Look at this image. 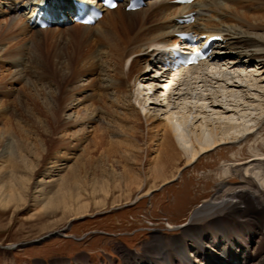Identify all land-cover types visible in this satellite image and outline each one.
I'll use <instances>...</instances> for the list:
<instances>
[{"label": "bare ground", "instance_id": "bare-ground-1", "mask_svg": "<svg viewBox=\"0 0 264 264\" xmlns=\"http://www.w3.org/2000/svg\"><path fill=\"white\" fill-rule=\"evenodd\" d=\"M41 1L0 0V43L9 44L0 52V66L7 61L6 64L15 68L10 79L16 83L23 71L14 61L22 47L16 36L27 35L32 30L27 38L35 42L39 41L36 36L39 32L67 36L69 43L51 62L53 71L59 74V109L66 113L78 108L79 99L71 94V88L67 95L63 94V83L82 73V76L92 75L90 89L100 105L106 107V114L97 106L77 111L75 117L59 125L56 134L59 149L50 153L48 145L41 141L33 144L36 152L29 148V157H24L20 151L13 153L24 170L22 176L8 172L7 164L12 163L13 156L8 158V154L0 150V201L3 204L21 199L26 188L29 189L28 184L38 194L36 196L51 195L53 187L59 186L56 191L59 196L53 194L43 200L46 207L58 205L59 200L63 213L83 203L84 197L89 201L128 200L134 192H144L157 182L174 180L183 162L189 165L223 144L239 143L244 134H260L264 130V126L255 128L257 124L249 123L244 116L228 114L234 115L237 108L245 105L264 110V101L254 103L253 97L246 94L253 90L248 86L257 90L259 85H264V0H195L184 6L174 5L169 0H149L146 7L132 12L125 11L123 6L106 10L94 25L71 24L43 30L30 26V18ZM59 1L64 4L74 0ZM190 11L196 12V21L186 28L178 25L175 17ZM184 29L200 34H222L226 39V57L218 59H228L234 63V68H246L234 72L223 63L201 62L162 77L156 76L154 71H144L150 63L148 50L157 44H170L173 32ZM31 55L38 59L36 52ZM246 78L254 82L241 86ZM26 83H30L29 79L24 85ZM141 83L144 86L139 87ZM2 97L0 94V113L4 112ZM221 97L224 99L219 100ZM153 103L156 113L148 109ZM216 109L221 111H217L219 117L214 121L209 112ZM93 123H98L99 128L93 127ZM52 126L50 124L49 131ZM53 129H57L55 125ZM44 132L47 133V129ZM106 132L109 146L102 147L106 143ZM5 135L6 129H0V141ZM263 144L260 142L254 148L257 149L254 157L246 158L245 145L233 159H227L230 163L224 164L220 172L225 178L236 175L241 179L240 184L228 187V181H221L209 200L189 215L190 220L199 215L213 216L216 211L223 213L210 230L183 232L178 239L153 233L152 240L144 244L145 252L125 251L124 263L245 262L239 256L243 253L248 256L244 239L248 229L257 245L250 264H264V152L259 153ZM42 157H45L43 168L34 176L36 162ZM33 177L39 179L31 181ZM6 186L9 189L4 192L2 188ZM138 197L136 194L135 198Z\"/></svg>", "mask_w": 264, "mask_h": 264}, {"label": "rangeland", "instance_id": "rangeland-1", "mask_svg": "<svg viewBox=\"0 0 264 264\" xmlns=\"http://www.w3.org/2000/svg\"><path fill=\"white\" fill-rule=\"evenodd\" d=\"M30 32L27 35L22 33L16 36L21 40L22 47L15 58H12L23 70L20 80L18 79L16 83L11 81L10 78L16 71L11 64H6L7 61L4 62L3 67L0 66V94L3 95L2 108L4 109V112L0 113V129L1 131L6 129V135L0 141V150L5 151L8 158L13 156L12 163L7 164V169L9 173L17 174L16 176H22L24 170L20 168V162H16L13 153L20 151L24 157H29V148L36 152L33 144H40L39 141L43 145L45 143L46 146L48 145V153H50L52 150L59 149V139L56 135L59 125L75 117L77 111L97 106L96 108L106 114V107L100 105L96 95L90 89L92 75L82 76V73L76 78H69L66 84L63 83V94L67 95L68 89L71 88V94L79 99L78 108L66 113L59 109V74L53 71L51 62L53 57L62 51L60 49L64 50V45L69 43L66 41L67 36L64 38L59 33L39 32L36 35L38 39L33 36L39 40L36 43L32 38H27ZM8 45L5 42L0 43V52L3 53L2 51ZM29 50L39 54L38 59H33ZM151 78L154 79L152 76ZM248 78L242 82L239 81L240 85H251L254 80L249 81ZM28 79L30 83L24 85ZM236 81L238 79L235 83ZM142 85L144 86L141 83L139 87ZM259 86L257 90L254 86H248L253 90L246 91V94L253 97L254 103L264 101V85ZM234 90L238 89L234 87ZM223 99L219 98V100ZM149 105L147 107L150 112L156 113V105L154 103ZM252 108L245 105L243 108H237L234 115L230 112L228 114L238 118L244 116L250 121L247 122L257 124L255 128L264 126V110ZM217 111L221 110L209 112V115H212L211 118H215L214 121L219 117ZM160 115L159 112L158 116ZM221 115L224 116V114ZM52 120L54 123L51 122ZM50 124L53 126L49 131ZM54 125L56 130L53 129ZM93 127L99 128L98 123H93ZM46 129L47 133L44 132ZM251 133L240 137L242 141L239 143L223 144L213 151L200 155L189 165L183 162L177 169L174 180L157 182L144 192H134L135 195L139 194L138 198L133 195L128 200L113 201V198H110L89 201L86 197H82L81 202L84 204H75L63 213L59 208V200L58 205L51 207L48 205L46 207L43 200V197H50L53 194L59 196L56 194L59 186H55V189L53 187L51 192L54 193L51 195L47 193L48 195L36 196L38 194H35L28 184L29 189L26 188V192H23L22 198L18 201H8L5 204L0 201V264H58L57 262H64L63 264L77 262L78 264V260L83 261L82 258L84 262L86 261L84 252L90 255L91 264H104V259L105 264L117 262L122 264L126 256L125 251L140 254L145 252L144 244L152 240L153 233H159L165 238L178 239L183 232L210 230L212 223L216 222L223 213L219 214L216 211L213 216L199 215L190 220L189 215L193 214L195 208L209 200L221 181H228V187L240 184L239 177L231 175L225 178L220 168L230 163L227 159H233L240 147L245 145L248 152L246 158L254 157L253 154L257 150L254 148L258 143H264V130H261L260 134ZM147 134L152 135L149 131ZM108 135L106 132L104 138L106 143L102 147L109 146ZM95 137L91 136V138ZM96 140L99 141L100 138ZM85 145L83 142V149ZM250 149L254 150L250 151ZM260 152H264V148ZM44 158L36 162L37 169L34 176H37V172L43 168L41 165L45 162ZM38 179L33 177L31 181ZM3 188L4 192L9 189L8 186ZM189 229L192 230L189 231Z\"/></svg>", "mask_w": 264, "mask_h": 264}, {"label": "snow or ice", "instance_id": "snow-or-ice-1", "mask_svg": "<svg viewBox=\"0 0 264 264\" xmlns=\"http://www.w3.org/2000/svg\"><path fill=\"white\" fill-rule=\"evenodd\" d=\"M110 6H111V7H116V5H115V4H111Z\"/></svg>", "mask_w": 264, "mask_h": 264}]
</instances>
